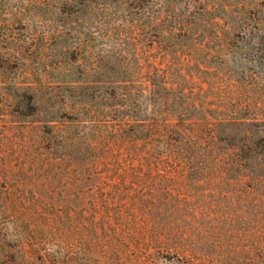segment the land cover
Returning <instances> with one entry per match:
<instances>
[{
	"label": "rangeland",
	"instance_id": "1",
	"mask_svg": "<svg viewBox=\"0 0 264 264\" xmlns=\"http://www.w3.org/2000/svg\"><path fill=\"white\" fill-rule=\"evenodd\" d=\"M154 124L264 139V0H0V264H188L131 228L198 192L141 207L109 164Z\"/></svg>",
	"mask_w": 264,
	"mask_h": 264
},
{
	"label": "trees",
	"instance_id": "2",
	"mask_svg": "<svg viewBox=\"0 0 264 264\" xmlns=\"http://www.w3.org/2000/svg\"><path fill=\"white\" fill-rule=\"evenodd\" d=\"M122 137L129 146L109 162L120 199L166 211L174 199L183 214L195 211L176 202L183 191L201 200L198 219L137 223L131 237L139 250L188 264H264V139L223 143L163 124L134 125Z\"/></svg>",
	"mask_w": 264,
	"mask_h": 264
}]
</instances>
